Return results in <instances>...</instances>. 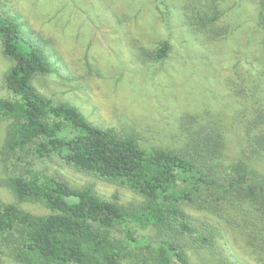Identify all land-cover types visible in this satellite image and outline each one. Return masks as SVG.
I'll return each instance as SVG.
<instances>
[{
	"label": "trees",
	"instance_id": "16d2710c",
	"mask_svg": "<svg viewBox=\"0 0 264 264\" xmlns=\"http://www.w3.org/2000/svg\"><path fill=\"white\" fill-rule=\"evenodd\" d=\"M159 4L167 9V0ZM210 7L196 9L204 26L221 15L218 4ZM26 34L0 10L3 53L13 61L5 77L12 96H0V120L9 121L6 152L26 168L10 176L8 186L18 201L41 203L49 213L35 215L0 200V264L5 255L25 264H193L189 250L209 253L216 264H264V119L262 135L252 136L247 124L249 147L232 155L225 136L206 125L191 132L184 152L144 146L137 135L95 125L77 106L41 93L33 80L53 66ZM169 49L162 42L158 59ZM262 101L255 117H264ZM54 157L128 186L141 200L104 199L91 186L76 188L34 169L36 160ZM189 208L206 215L197 218ZM231 232L253 262L231 251L225 240Z\"/></svg>",
	"mask_w": 264,
	"mask_h": 264
},
{
	"label": "rangeland",
	"instance_id": "374dc122",
	"mask_svg": "<svg viewBox=\"0 0 264 264\" xmlns=\"http://www.w3.org/2000/svg\"><path fill=\"white\" fill-rule=\"evenodd\" d=\"M160 1L0 0V10L19 22L49 57L53 71L37 75L36 88L55 102L77 106L93 124L135 134L147 147L182 152L191 132L206 125L225 136L231 155L241 145L249 147L247 124L252 136L262 135L259 121L264 119L254 114L258 102L264 104V0H167V9ZM214 3L221 15L204 26L197 10ZM216 32L221 34L214 38ZM164 41L170 49L160 60L157 51ZM12 64L0 38L3 97L12 96L5 82ZM8 125L0 120V200L47 214L41 203L18 201L8 186L10 176L26 171L24 161L6 152ZM224 159L232 162L225 153ZM34 169L76 188L91 186L104 199L126 205L141 200L132 188L58 157L36 160ZM189 210L197 218L206 215ZM226 239L239 260L253 262L234 232ZM225 240L221 244L229 256ZM189 254L193 264H216L207 252ZM1 264L25 263L5 255Z\"/></svg>",
	"mask_w": 264,
	"mask_h": 264
}]
</instances>
